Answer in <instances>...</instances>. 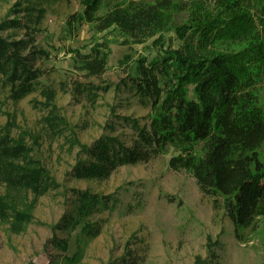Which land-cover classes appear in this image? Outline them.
<instances>
[{
    "label": "trees",
    "instance_id": "obj_1",
    "mask_svg": "<svg viewBox=\"0 0 264 264\" xmlns=\"http://www.w3.org/2000/svg\"><path fill=\"white\" fill-rule=\"evenodd\" d=\"M78 1L81 14L73 20L116 24L137 41L173 28L180 43L151 59L139 57L127 75L124 87L150 108L143 123L118 116L130 128V139L103 133L83 144L55 103L56 89L44 81L41 63L47 54L35 35L45 4L14 2L0 20V95L18 102L37 94L46 114L32 139L30 132L12 135L13 121L0 124V220L12 231H22L32 220V203L58 187L48 167L33 156V145L44 135L53 139L68 131L65 142L79 148L72 172L76 178L104 180L117 167L147 162L172 146L176 153L169 166L185 169L204 194L220 200L234 229L251 226L264 214V155L259 153L264 106L256 88L264 76V0H116L104 17L97 15L108 0ZM171 12H180L181 20L168 24ZM106 57L101 48L92 47L81 60L86 74H103ZM110 87L84 81L75 91L95 100ZM73 196L60 230L81 225L79 239L95 237L99 223L89 218L115 207L119 198L89 189L74 190Z\"/></svg>",
    "mask_w": 264,
    "mask_h": 264
},
{
    "label": "rangeland",
    "instance_id": "obj_2",
    "mask_svg": "<svg viewBox=\"0 0 264 264\" xmlns=\"http://www.w3.org/2000/svg\"><path fill=\"white\" fill-rule=\"evenodd\" d=\"M16 1L0 0V20ZM30 1L45 4L35 35L37 46L47 54L41 63L44 81L56 89L55 103L78 140L90 144L106 133L128 141L131 130L118 116L136 117L143 123L150 108L139 102L134 90L124 87L127 75L139 57L151 59L168 45L177 47L178 33L166 27L137 41L116 24L73 20V15L81 14L78 0ZM115 2L108 0L97 16L104 17ZM179 13L171 12L168 24L180 21ZM92 47L101 48L107 56L99 77L88 76L81 61ZM84 81L111 87L90 100L75 91V85ZM256 88L264 106V76ZM39 101L37 94L18 102L1 94L0 124L13 121L12 135L30 132L32 139L42 130L46 114ZM65 135L69 132L53 139L44 135L33 145V156L48 167L58 187L32 203V220L22 231L14 232L7 221L0 220V264H264V214L251 226L234 229L220 200L204 194L185 169L169 166L174 147L167 146L147 162L121 165L107 179H81L72 173L79 148L65 142ZM259 153L263 157L264 143ZM84 189L114 194L119 200L115 207L89 218L99 223L95 237L79 239L81 225L67 230L58 225L70 214L74 190Z\"/></svg>",
    "mask_w": 264,
    "mask_h": 264
}]
</instances>
